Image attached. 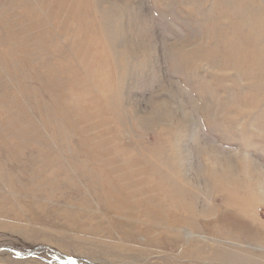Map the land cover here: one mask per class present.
I'll use <instances>...</instances> for the list:
<instances>
[{
  "label": "rangeland",
  "instance_id": "374dc122",
  "mask_svg": "<svg viewBox=\"0 0 264 264\" xmlns=\"http://www.w3.org/2000/svg\"><path fill=\"white\" fill-rule=\"evenodd\" d=\"M263 224L264 0H0V264H264Z\"/></svg>",
  "mask_w": 264,
  "mask_h": 264
},
{
  "label": "bare ground",
  "instance_id": "6f19581e",
  "mask_svg": "<svg viewBox=\"0 0 264 264\" xmlns=\"http://www.w3.org/2000/svg\"><path fill=\"white\" fill-rule=\"evenodd\" d=\"M252 2L253 3H255V2H257V0H252ZM39 68V67H38ZM6 89V88H5ZM3 101V100H2ZM61 109V108H60ZM55 115V114H54ZM15 137V136H14ZM10 139V138H9ZM16 151V150H15ZM179 191H182V190H179ZM182 193V192H181ZM178 194L180 195V193L178 192ZM184 194V193H183ZM182 194V195H183ZM178 195V196H179ZM186 195V194H185ZM226 195H228V194H226ZM181 197V196H180ZM182 198H184V196L182 197ZM185 198H187V197H185ZM184 198V199H185ZM229 198V200L230 201H232V202H239V203H234L233 204V206H236V208L237 209H239V210H241V212L243 213V212H245L248 208H250L249 207V205H248V207H247V205L246 204H244L242 201H240L237 197H234V196H229L228 197ZM183 199V200H184ZM182 200V199H181ZM184 202H185V200H184ZM184 202H177L176 204H177V207L181 210V211H189L190 212V208H186L185 207V205H184ZM146 204V203H145ZM171 204V203H170ZM185 204H187L186 202H185ZM172 207V206H171ZM184 213V219H190L189 217H192V216H189V214H191V213ZM246 213H247V211H246ZM249 214V213H248ZM256 216V215H255ZM263 226H264V224H263ZM262 226V228H256V227H254V226H252V228L250 227H246L245 226V228L243 229V228H241L240 230H241V237H244V238H248L249 236H256V237H258L259 239V242L260 241H262V242H264V239H262V236H264V227ZM244 227V226H243Z\"/></svg>",
  "mask_w": 264,
  "mask_h": 264
}]
</instances>
